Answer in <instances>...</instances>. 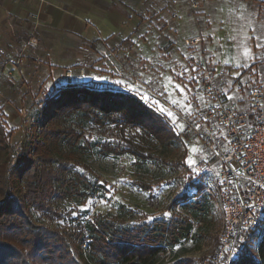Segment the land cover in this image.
Masks as SVG:
<instances>
[{
    "label": "rangeland",
    "instance_id": "1",
    "mask_svg": "<svg viewBox=\"0 0 264 264\" xmlns=\"http://www.w3.org/2000/svg\"><path fill=\"white\" fill-rule=\"evenodd\" d=\"M262 17L264 3L258 0H165L161 7L150 9L130 37L118 44L124 45L123 50L112 54L115 47L107 48L99 52L98 59L87 62L83 85L140 96L164 115L175 137L162 143L142 135L140 128H126L125 135L134 136L154 154L142 160L129 152L118 154L105 149L108 143L123 141L116 123L102 125L74 115L68 122L83 130L85 136L69 165L86 175L91 185L83 196L53 198V206L64 211L65 218H51L32 209L33 217L40 223L74 229L100 215L121 225L156 218L184 220L189 216L184 202L175 201L185 191L190 200H196L211 184L196 172L197 163L205 155L200 141L185 142L180 136L184 128L180 114H191L202 101L192 78L194 63L208 59L240 75L238 82H230L234 85L233 98L247 99L251 88L264 76ZM192 37L202 40L188 45L186 39ZM168 42L172 43L167 45ZM23 67L21 61L15 67L19 75H13V80L4 77L0 85V118L10 142L9 154L4 150L1 160L8 154L13 157L11 164L30 137L41 101L69 84L65 71L55 79L40 66L30 72ZM32 72H40V78L32 80ZM155 93L164 94L174 109L159 105ZM199 184L202 192L196 197ZM207 203L208 213L201 221H194L191 236L167 247L158 264L212 263L220 218L211 198Z\"/></svg>",
    "mask_w": 264,
    "mask_h": 264
},
{
    "label": "trees",
    "instance_id": "2",
    "mask_svg": "<svg viewBox=\"0 0 264 264\" xmlns=\"http://www.w3.org/2000/svg\"><path fill=\"white\" fill-rule=\"evenodd\" d=\"M74 115L102 125L116 123L123 141L108 143L105 149L142 160L154 154L134 136L125 135L126 128H140L142 135L162 143L175 137L164 115L140 96L69 83L41 101L30 137L11 164L8 133L0 118V264H158L167 247L190 237L194 221L208 213L207 194L190 200L185 191L175 201L184 202L189 215L184 220L156 218L121 225L100 215L74 229H61L33 217L32 209L65 218L67 214L53 206V198L83 196L91 185L86 175L69 165L85 136L68 122ZM4 150L8 154L1 160ZM201 192L199 184L196 197ZM231 264H264V217L244 235L240 254Z\"/></svg>",
    "mask_w": 264,
    "mask_h": 264
},
{
    "label": "built area",
    "instance_id": "3",
    "mask_svg": "<svg viewBox=\"0 0 264 264\" xmlns=\"http://www.w3.org/2000/svg\"><path fill=\"white\" fill-rule=\"evenodd\" d=\"M39 1L48 3V0ZM29 15L37 17L39 11ZM201 40V37H192L186 43L195 45ZM34 44V38L25 40L5 62L17 67L26 48ZM123 49L124 45L120 44L111 53ZM0 53H5L2 46ZM4 76L0 69V85ZM65 76L69 83H83L85 68L69 67ZM192 78L202 101L191 114L176 111L184 121L180 136L185 142L198 139L205 152L196 165V172L211 181L204 191L220 218L211 264H231L240 254L244 235L256 229L264 217V76L251 88L247 99L233 98L234 85H231L241 76L208 59L194 63ZM155 97L159 105L174 109L164 94L155 93Z\"/></svg>",
    "mask_w": 264,
    "mask_h": 264
},
{
    "label": "crops",
    "instance_id": "4",
    "mask_svg": "<svg viewBox=\"0 0 264 264\" xmlns=\"http://www.w3.org/2000/svg\"><path fill=\"white\" fill-rule=\"evenodd\" d=\"M258 1L264 3V0ZM164 2L48 0L42 4L39 0H0L3 34L0 46L5 49V54L0 53V69L9 80L19 75L18 69L5 60L16 54L25 40L34 38L35 44L26 48L21 58L23 68L27 67L30 72L40 66L50 78L57 79L67 68L84 67L87 62L98 59L99 52L129 38L149 10L161 7ZM37 11V17L29 15ZM40 74L36 72L30 77L36 80Z\"/></svg>",
    "mask_w": 264,
    "mask_h": 264
}]
</instances>
